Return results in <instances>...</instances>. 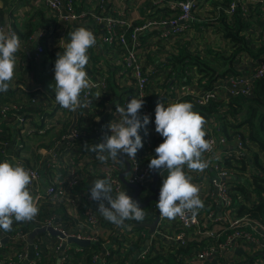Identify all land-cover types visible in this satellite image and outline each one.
Here are the masks:
<instances>
[{"label": "built area", "instance_id": "2783aa9c", "mask_svg": "<svg viewBox=\"0 0 264 264\" xmlns=\"http://www.w3.org/2000/svg\"><path fill=\"white\" fill-rule=\"evenodd\" d=\"M114 1L121 4L118 12L111 8V0H84L87 8H80L75 0H26L28 8L41 10L51 19L49 28L38 27L35 38L38 44L41 39H52L58 32L68 33L69 30L75 31L84 27L96 37L102 29L95 52H103L108 65L118 68L114 76L115 83L120 87H130V91L123 95L120 107H125L131 98L143 97L144 106L140 115L150 117L149 125L139 132L143 148L138 150L134 159L122 154L119 157L122 163L109 160L99 176L113 182V196L123 190L132 197L133 189L127 188L119 177L128 164L129 169L124 178L140 188L138 199L143 203L152 195L150 187L153 177L148 165L150 159L155 157L157 145L153 146L155 109L148 104V97L151 95L149 75L143 68L147 50L141 37L152 33L156 36L157 43L170 50L175 41L190 29V22L200 8L201 0H149V17L137 25H132L126 17L127 0ZM226 2L224 8L219 7L217 10L222 9L227 19L236 13L246 19L257 7L264 9V0ZM0 27L17 34L8 22ZM258 30L255 43L260 48L264 45V28L261 26ZM20 40L22 45L23 41L21 38ZM60 47L63 53V43ZM43 52V47L36 46L35 59ZM173 53L176 54V49ZM89 66H92L90 57L85 70L92 86L82 91L81 103L90 105L91 98L97 93L101 94L97 102H110L112 92L107 74L100 68L88 71ZM263 77L264 53H261L252 68L216 81L210 90L194 98L197 104L207 105L210 101L219 100L218 94L222 88L229 97L250 98L256 82ZM182 91L188 95L184 88ZM174 93L177 94L178 90L175 89ZM178 100L179 98L168 97L163 104L168 106L179 102ZM47 106L48 102H42L35 96L0 104V136L6 138V132H13L10 142L4 143L9 148L6 158L13 164L31 170L32 183L28 189L39 208L33 221L22 222L8 233L0 230V264H169L171 255L174 263L185 264V255H181L179 250H186L191 243L195 244L191 253L200 261L216 258L218 262L232 264V251L237 246L245 247L248 255L250 251L264 255V223L249 213L238 215L237 211L242 205L253 208L260 202L264 203L263 192L260 197H254L250 191L255 185L264 189V171L250 165V149L253 146L238 131L230 130L225 135L218 124H205L206 139L213 141L212 149L204 153V158L210 161L209 167L198 173L185 166L191 181L200 183L202 187L201 200L204 207L198 211L195 219L191 214L178 216L173 220L159 215L154 231L150 233L147 227L139 225H150L156 219V202L151 201L141 207L146 213L143 222L125 221L123 227L112 226L114 228L110 237L99 238L103 219L98 214L97 202L92 201L89 195L94 180L78 193L77 189L82 183L79 170L82 168L73 159L69 160L65 169L63 162H41L37 168L21 155L24 141L27 145L35 136L45 135L64 118L63 115L57 116L48 112ZM30 108L35 110L34 116L27 114ZM35 118L40 122L38 125L34 122ZM119 118V115H113V120L118 121ZM75 123L58 139L55 148L56 145H63L66 150L75 151L83 146L90 151L91 146L99 143L100 139L91 141L87 140L88 136L99 131L111 134L110 131H102L97 118L87 128L79 129ZM3 124H10L12 128L3 129ZM81 137L84 138L81 143L76 142ZM51 153L52 150L48 151L49 155ZM96 155L90 151L86 157L90 156L91 161H98ZM4 161L0 159V162ZM243 165L250 166L251 173L242 170ZM157 174V187L160 189L167 174L165 171H157ZM241 184L249 188L245 197L241 196ZM45 200L47 206L43 208ZM35 231L42 232L37 233L30 244L28 237ZM72 239L87 241L88 245L80 246L72 242Z\"/></svg>", "mask_w": 264, "mask_h": 264}, {"label": "clouds", "instance_id": "9594fccd", "mask_svg": "<svg viewBox=\"0 0 264 264\" xmlns=\"http://www.w3.org/2000/svg\"><path fill=\"white\" fill-rule=\"evenodd\" d=\"M68 35L70 42L55 59L54 99L61 108L75 112L88 106L81 103L80 96L83 90L92 86L85 68L89 63L88 51L97 40L93 32L84 27ZM20 47V37L0 27V92H7L10 88ZM100 96L97 93V97ZM143 106L142 97L131 98L125 107L116 108L120 118L107 125L111 134L105 132L101 142L90 148L100 163L105 164L109 160L122 163L121 154L134 159L138 150L143 148L139 132L150 123L148 115H140ZM193 108L189 102L168 106L157 102L155 107V132L163 138V143L155 148V157L150 159L148 168L150 171H167L156 207L161 217L169 220L187 214L195 219L204 207L199 188L191 182L185 166L193 172H204L210 164L204 153L212 149L213 141L205 139L206 120ZM32 175L31 170L19 164L7 160L0 162V230L11 231L14 222H31L38 215L39 208L28 189ZM112 184L110 179L93 181L89 195L92 201L97 202L98 212L117 227L125 226V221L129 220L143 222L146 213L140 204L123 190L113 196Z\"/></svg>", "mask_w": 264, "mask_h": 264}, {"label": "crops", "instance_id": "0c3cea01", "mask_svg": "<svg viewBox=\"0 0 264 264\" xmlns=\"http://www.w3.org/2000/svg\"><path fill=\"white\" fill-rule=\"evenodd\" d=\"M77 4H79L80 8H87L88 5L84 3V0H75ZM110 6L115 12L120 10V4L114 0H111ZM131 9L127 13V17L132 25L142 24L146 18L149 17L150 12V3L149 0H131ZM223 0H206V3L203 2L206 10H213V5H219L221 7V3ZM209 5L211 8H209ZM79 8V9H80ZM215 8V7H214ZM258 13V15L253 18V25L249 26L247 31L244 32V36L246 40L251 41L255 44L257 39V35L259 33V28L262 26L264 28V9L262 7H257L254 11V15ZM206 17V14L196 11L193 20L190 22V29L186 31L183 37L178 38L170 50L165 49L160 43H157L156 36L152 33H146L141 38L145 42V47L147 50L146 60L144 61V71L149 75V91L151 96L148 100V103L151 107H154L157 102H160L162 99L166 98H180L184 96V92L182 88H184L185 92L188 95H192L193 97L202 95L205 91V87L200 86L199 83V74L195 67H191L188 65L184 71L185 75L182 76V73L177 72L174 75H170L169 71V61L170 57L176 54L173 53L175 48L178 46H184L187 48L188 52L191 55H199L202 57H206L209 59L212 56L209 54L207 50L212 51H220L226 52L227 49L231 48L226 41L222 39V34H218L217 30L214 31L212 26L207 25V30H202L201 33L197 28L203 26V18ZM252 17V16H251ZM250 17V19H251ZM211 19V18H209ZM5 22L10 23L18 34L24 35L27 30H29L28 25L34 24L37 25L33 34L27 38V41H23L19 51L16 53L17 63L14 69V77L11 81L10 88L7 92H0V102H15L21 101L25 98L29 97H37L42 102H48L49 105L55 104L53 101L54 98L50 97L45 89L50 90L55 94V82H54V65L47 58V54L45 51H57L61 52V43H64V48L68 42H70V37L68 33L58 32L55 36L50 40L39 41L35 40L37 37V30L40 26H45L49 28L51 26V19L47 18L46 14L41 10H36L35 8H28L26 0H0V25ZM212 23V22H211ZM216 25V29H220L219 24L217 22L213 23ZM257 30L258 32H255ZM73 32V31H72ZM33 36V38H31ZM102 36V29H100L99 33L96 36V40L100 39ZM199 36L202 40H199ZM31 38V39H30ZM198 49L196 51V43ZM40 45L44 48V52L39 56L38 59H35L36 54V46ZM97 45V43H96ZM95 45V46H96ZM93 47L97 49L98 47ZM195 46V49H193ZM91 48V51H93ZM255 48L258 47L255 45ZM224 49V50H223ZM101 53V57L99 59V63H94L92 60V66L88 67V71H94L97 68H100L107 72L108 83L112 81L116 87L118 85L115 83L114 76L118 68H114L108 65L105 55L103 52ZM95 54V53H93ZM251 56L247 53H238L233 60V71L234 73H241L250 68H252L258 57ZM52 62V63H51ZM157 72V73H156ZM233 73V74H234ZM44 77V82L39 80V77ZM229 74H227L228 77ZM48 77H52V79H47ZM169 81V85H165L164 82ZM124 85H122L123 87ZM126 87V92H118L115 94L114 102L113 96L110 102L101 103V101L97 102L98 99L97 94L93 95L90 100V105L87 107H80L78 111L77 121L75 126L79 129L87 126H90L93 122V119L97 118L99 123L101 124L105 121V130L108 131L107 125L113 121V115L118 113L116 112V108L120 107V103L122 97L125 93L130 91L129 86ZM177 89L178 93H174V90ZM183 93H182V92ZM166 95V97H164ZM219 101L225 102L230 97L225 89H221L218 94ZM105 104L107 110L104 113H101V109L99 105ZM52 114L61 116L64 118L59 120V125L55 126L51 131L47 132L42 136H35L32 140H30L27 145L24 141V148L21 152V155L29 162L30 165L39 167L41 162H47L48 164H59L63 162L65 167L67 166L70 159H73L78 166L82 169L79 170V174L82 177V183L77 189V192L83 191L84 187L91 181L96 178L101 179L99 176L103 172L105 168V164L100 163L99 161H91L90 156L86 157L89 154V149L79 146L75 151H68L64 148V146H57L55 148V144L58 141L59 133L62 129L68 128L72 126L74 117L73 112L67 109H63L61 107L58 108H50L49 109ZM27 114L29 116L35 115V110L33 108L28 109ZM105 115H108V119L105 120ZM34 122L38 125L40 122L38 118L34 119ZM233 126H239L237 122H231ZM5 129H10L12 126L10 124H3ZM238 132H247L248 127L243 126L239 127L238 130L230 129ZM154 139L158 140L160 135L155 132L154 127ZM163 143V139L156 144ZM253 146V145H252ZM254 147V146H253ZM83 149L81 152L80 150ZM33 150V151H31ZM52 153L49 155L48 151ZM36 151V152H35ZM126 170V167L123 169V172ZM249 171L251 173L250 166L245 167V171ZM167 174V171H165ZM126 176V175H125ZM194 185L199 188V197L202 198V187L200 183L195 181H191ZM106 204V202H105ZM238 215L241 214V209H238ZM98 214L102 217L103 223L102 227L99 230L98 237L106 238L110 237L113 233V228L115 224L107 221L99 212ZM169 229V227H166ZM170 253V252H169ZM186 263L185 264H226L222 262H218L216 258H211L208 260H198L196 259L193 253L185 254ZM232 264H264V255L253 253L250 251V255H248L246 248L243 246H237L232 251ZM171 263V262H169ZM173 264H175L173 262Z\"/></svg>", "mask_w": 264, "mask_h": 264}, {"label": "trees", "instance_id": "16d2710c", "mask_svg": "<svg viewBox=\"0 0 264 264\" xmlns=\"http://www.w3.org/2000/svg\"><path fill=\"white\" fill-rule=\"evenodd\" d=\"M226 4H227L226 0H223V2L220 5L222 8H224ZM218 6L219 5L217 4L213 5V10L211 11V13L214 16L215 22H217L220 27V29L219 28L217 29V33L218 34L221 33L222 39L226 41L229 45H231V49H230L231 51L225 54L218 50L217 51L208 50L209 54L212 56V58L209 60L208 58L199 55H191L188 52L187 48L184 46H181V48L177 46L175 48L176 55L171 56L170 61L168 63L170 67L169 68L170 75H174L177 72H180L182 73V76H184L186 72L184 71V69L188 65H190L191 67H195L200 77L199 78L200 86L205 87V91L210 90L213 83L225 78L227 74L233 75L234 73L233 60L238 53L246 52L251 56H257L260 55L261 53H264V45L256 50L251 49V47L249 46L251 42L246 40V37L244 36L245 30L249 28V26L253 25V18H255L258 15V13L254 15V11H253L246 19L241 18V16H239V14L236 13L235 15L227 19L222 9L220 11L217 10ZM28 27L29 30H27V32L24 35L17 33L19 37L22 39V41L24 40L27 41V38L33 34L37 25L29 24ZM71 32L72 30H69L68 34ZM31 38H33V36ZM92 50L93 51L89 49L88 55L90 59H93L94 63L98 64L99 59L101 57V53L95 52V48H93ZM44 53L47 54L46 59H49L53 63L55 62L58 53L57 51H51V52L45 51ZM38 79L39 80L42 79V81L44 82L43 80L44 77L40 76ZM164 84L168 86L169 81H165ZM124 86L120 87L118 85V87H116L112 81L109 82V88L111 89L113 96L112 102H114L115 94L118 92V89L122 93L126 92L127 88ZM45 92L50 97L52 98L55 97V94L52 93L50 90L45 89ZM150 96L148 97V100ZM164 97H166V95H164ZM178 101L191 103L194 106L193 110L198 112L202 117H204V119L206 120V124H210V122L218 124L221 131L225 135H228L230 129L238 130L239 127L247 126L248 131L244 133L239 132V134L243 139H247L249 144H254L257 146L256 150L251 155L250 165L252 167L258 168L261 171H264V77L256 82L253 94L250 98H243L239 96L230 97L225 102L215 100V101H210L207 105H199L197 104L195 98L192 95H184L180 97ZM2 103H6V102H0V104ZM53 103L55 104H51L47 106L48 112H50L49 110L50 108L56 109L60 107L55 102V100L53 101ZM160 103H164V99H162ZM155 107L156 104L154 105V107L151 108L155 109ZM99 108L101 109V113H104L107 110L105 104L99 105ZM104 117L105 120L108 119V115H105ZM233 121L237 122L239 126L231 125V122ZM99 126L101 127V129H103V131H106L105 121L99 124ZM3 129H5V127H3ZM66 132H67L66 128L62 129L59 133L58 139L62 135L66 134ZM6 135H7L6 138L0 136V159L8 161L6 156L9 152V148L7 146H4V143L10 142V140L13 138V132L12 131L6 132ZM89 137L90 136L87 137V140H91V141L98 140L96 138L90 139ZM82 139L84 138L81 137L76 142L81 143ZM162 139L163 138L160 136L158 140L153 141V146H156V144H158V142H160ZM80 151L82 152L83 149H81ZM246 166L247 165H243L241 167L242 170H245ZM254 178H256V176H254ZM253 187L254 188H252L250 191L251 193L254 194V197H260L262 192L264 193V189H262V187L257 185ZM240 191H241V196L245 197L246 193L249 191V188L245 184H241ZM46 206H47V200H45V202L43 203V208ZM240 212L241 215L249 213L252 217L257 218L264 223V203L260 202L257 205H255L253 208H248L242 205ZM21 224L22 222L19 223L14 222L12 225V229L17 226H20ZM194 246L195 244L191 243L188 245L186 250H179V253H181V255L191 253ZM169 259H170L169 262H171L169 264H173L174 257L171 255Z\"/></svg>", "mask_w": 264, "mask_h": 264}, {"label": "water", "instance_id": "95a60500", "mask_svg": "<svg viewBox=\"0 0 264 264\" xmlns=\"http://www.w3.org/2000/svg\"><path fill=\"white\" fill-rule=\"evenodd\" d=\"M79 110H80V108H79L77 111L73 112L74 121H73V124H72L71 128L73 127V125H74V123H75V121H76V116H77ZM103 135H104V134H103L102 132L99 131L98 133H96V134L90 136L89 138H90V139H92V138H99V139H100V142H101V139H102V136H103ZM121 156H122V154H121ZM121 156H120V157H121ZM123 161L126 163L125 160H123ZM128 169H129V166H128V164H126V170H125L122 174H120L119 177H120L122 183H123L127 188H131V189H133V193H132V197H133V199L136 200V201L140 204L141 207L146 206V205H147L149 202H151V201H154V202L158 203V199H159V191H160V189L157 187V182H158V179H159L158 174H157V171H152L153 182H152L151 187H150L151 192H152V195L149 196V197H148L143 203H140V202H139V199H138V195H139V192H140V188H139L137 185H135V184H131V183L127 182V181L125 180V178H124V176H125V175L127 174V172H128ZM159 215H160V212H159L158 208H156V216H157V217H156V219L153 221V223L150 224V225H149V224H140L139 226H140V227H147V228L149 229V232L152 233V231H154V228H155V226H156V224H157V222H158V217H159ZM42 231H43V230H42ZM42 231H35V232L31 233V234L29 235V237H28V241H29V243L31 244L33 238L35 237V235H36L37 233L42 232ZM5 241H6V239H4V242H5ZM71 241L74 242V243H76V244H78V245H80V246H86V245H88V242H87V241H78V240H75V239H72Z\"/></svg>", "mask_w": 264, "mask_h": 264}, {"label": "rangeland", "instance_id": "374dc122", "mask_svg": "<svg viewBox=\"0 0 264 264\" xmlns=\"http://www.w3.org/2000/svg\"><path fill=\"white\" fill-rule=\"evenodd\" d=\"M203 2H205L206 3V0H201L200 1V4H201V6H200V8L198 9V12H201V10H202V13L203 14H206V17H204L203 19V26H201V27H199V28H197L198 29V31H200V33H201V31L202 30H207V25H210V26H212V28H214V31L216 32V25L215 24H213L214 22H215V20H214V16H213V14L211 13V11L210 10H206L205 9V6H204V4H203ZM131 0H127V2H126V4H125V7H126V17H127V13H128V11L131 9ZM120 7H121V4H120ZM209 8H211V6L209 5ZM128 18V17H127ZM209 18H211V19H209ZM212 22V23H211ZM255 32H258L257 30H255ZM199 40H202V38L199 36V38H198ZM251 42V41H250ZM64 44V43H63ZM197 45H199V42L198 43H196V51H197V49H198V47H197ZM256 45V43L254 44L253 42H251V44H249V46L251 47V49H254V50H256V48L254 47ZM193 49H195V46H193ZM231 49V48H230ZM230 49H227V51L226 52H222V53H229L231 50ZM224 50V49H223ZM208 51V50H207ZM244 53H246V52H244ZM211 58L209 57V60H210ZM47 79H52V77H48ZM49 105V104H48ZM254 147H252L250 150H251V152H252V154L254 153V151L256 150V148H257V146L256 145H254V144H252ZM31 151H33V150H31ZM36 152V151H35ZM168 257V256H167ZM166 260H167V258H166ZM170 260V259H169Z\"/></svg>", "mask_w": 264, "mask_h": 264}]
</instances>
